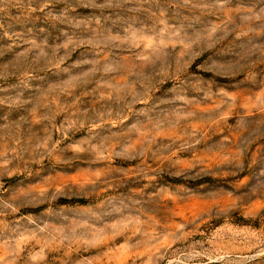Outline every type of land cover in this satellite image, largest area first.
<instances>
[{"label":"rangeland","instance_id":"1","mask_svg":"<svg viewBox=\"0 0 264 264\" xmlns=\"http://www.w3.org/2000/svg\"><path fill=\"white\" fill-rule=\"evenodd\" d=\"M0 264H264V0H0Z\"/></svg>","mask_w":264,"mask_h":264}]
</instances>
